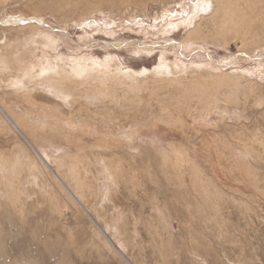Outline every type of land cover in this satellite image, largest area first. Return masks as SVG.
<instances>
[{"label": "rangeland", "instance_id": "obj_1", "mask_svg": "<svg viewBox=\"0 0 264 264\" xmlns=\"http://www.w3.org/2000/svg\"><path fill=\"white\" fill-rule=\"evenodd\" d=\"M2 9L44 30L0 36L5 79L22 77L15 117L134 264H264V0ZM85 92L95 104L74 101ZM58 263L127 264L0 113V264Z\"/></svg>", "mask_w": 264, "mask_h": 264}, {"label": "bare ground", "instance_id": "obj_2", "mask_svg": "<svg viewBox=\"0 0 264 264\" xmlns=\"http://www.w3.org/2000/svg\"><path fill=\"white\" fill-rule=\"evenodd\" d=\"M1 2H0V4L1 3H3V0H0ZM25 1H27V0H25ZM199 1V0H198ZM202 2V1H201ZM198 3V2H197ZM192 4V7H193V10H197L198 8H203V9H205V10H208V11H210L211 9H213L212 8V6H211V4H209V3H206V4H204L203 6H201L199 3L198 4ZM5 4V3H4ZM3 4V5H4ZM5 7V6H4ZM15 7V6H14ZM221 8V7H220ZM219 8V9H220ZM6 9V8H5ZM222 9V8H221ZM189 10V9H188ZM216 9H213L210 13H207V14H202L201 15V17H203V16H213V15H215V12L217 11H215ZM136 11V10H135ZM163 11V10H162ZM134 12V11H133ZM172 12V11H171ZM4 15V16H3ZM117 15V14H116ZM129 15V14H128ZM133 15V14H132ZM141 15V14H140ZM176 15V14H175ZM199 15V14H198ZM7 15H6V11L5 10H0V19L1 18H3V17H6ZM137 16V15H136ZM14 17V20H16V19H20V20H22V21H26V23H28V21L29 20H32L29 16L28 17H26V16H19V17H15V16H13ZM192 17H193V15H192ZM195 17V16H194ZM41 18V17H40ZM157 18V17H156ZM191 18V17H190ZM196 18H197V15H196ZM35 19V18H34ZM34 19L32 20V21H34ZM2 20V19H1ZM11 20H12V17H11ZM19 20V21H20ZM187 20H189V19H187ZM193 19L191 18L190 19V22L188 23V24H192V22L194 21H192ZM21 21V22H22ZM37 22L38 23H40V21H38L37 20ZM1 23H2V25H1ZM25 23V22H24ZM87 23V22H86ZM183 23V22H182ZM21 24V23H20ZM0 25L2 26H0V36H2V34H4V33H8V32H12L11 34H6V35H4V36H8L9 35V37L11 38V39H13V37L14 36H17L18 37V35L19 36H23V33H22V31H25V30H32L33 32H35V33H40V34H43V32H44V30H43V27L42 26H39V27H30V29H28L29 27H24L22 24L20 25V27L21 28H19L18 26V23L17 22H14V23H11V22H9V19L7 18L6 20L5 19H3L2 20V22H0ZM42 25V24H41ZM47 25V24H46ZM182 24H180L179 26H181ZM186 25V24H185ZM197 25V24H196ZM50 26V25H49ZM183 26V25H182ZM198 26H200V25H198ZM12 27H15V28H12ZM24 27V28H23ZM201 27V26H200ZM34 28V29H33ZM58 28V27H57ZM120 28V27H119ZM130 28H132V27H130ZM129 28V29H130ZM15 29V30H14ZM144 29V28H143ZM142 29V30H143ZM179 29V28H178ZM20 30V31H19ZM128 30V29H127ZM133 29H131V31H132ZM142 30H140V31H142ZM48 31V30H47ZM98 31H100V30H98ZM134 31V30H133ZM159 31V30H158ZM166 31V30H165ZM172 31H173V29H172ZM101 32H103V31H101ZM130 32V31H129ZM163 32V31H162ZM190 32V31H189ZM199 32V31H198ZM48 33V32H47ZM105 33V32H104ZM135 33H136V31H135ZM134 33V34H135ZM151 33V32H150ZM149 33V34H150ZM12 34H14V36H12ZM45 34V33H44ZM109 34V33H108ZM112 34H114V33H112ZM111 34V35H112ZM147 36V35H146ZM67 37V36H66ZM148 37V36H147ZM155 37V36H154ZM189 37H184L183 39L184 40H182L181 42H183V43H185V41H187V40H191V39H188ZM191 38V37H190ZM49 39V38H48ZM60 39V38H59ZM171 39V38H170ZM199 41V40H198ZM50 42V41H49ZM136 42V41H135ZM128 43V42H127ZM158 43V42H157ZM179 43V42H178ZM206 43V42H205ZM40 44V43H39ZM44 44V43H43ZM90 44V43H89ZM109 44V43H108ZM38 45V44H37ZM45 45H47V44H45ZM141 45V44H140ZM156 45V44H155ZM175 45H176V43H175ZM149 46V45H148ZM185 46V45H184ZM187 46V45H186ZM190 47H191V45H189ZM194 46H196V45H194ZM193 46V47H194ZM6 47V46H5ZM42 47H44V46H42ZM115 47V46H114ZM145 47V46H144ZM153 47V46H152ZM183 47V46H182ZM182 47H180V48H182ZM186 48V47H185ZM197 48V47H196ZM243 48V47H242ZM15 49V48H14ZM145 49V48H144ZM143 49V50H144ZM151 49V48H150ZM39 50V48L37 49V51ZM153 50V49H152ZM188 50H190V48L188 49ZM193 50V49H192ZM27 51H28V49H27ZM31 51V50H30ZM140 51V50H139ZM146 51V50H145ZM148 51V50H147ZM176 51V50H175ZM183 51V50H182ZM198 51V50H197ZM44 52V51H43ZM163 52H165V51H163ZM178 52V51H177ZM4 53H11V50H7V51H5V52H0V54H2V55H4ZM20 53V52H19ZM32 53H33V51H32ZM91 53V52H90ZM34 54V53H33ZM183 54V53H182ZM255 54H256V52H255ZM20 55V54H19ZM171 55V54H170ZM6 56V55H5ZM24 56V55H23ZM31 56V55H30ZM43 56V55H42ZM163 56V55H162ZM182 56V55H181ZM2 57V56H1ZM7 57V56H6ZM20 57V56H19ZM25 57V56H24ZM32 57V56H31ZM59 57V56H58ZM204 57V56H203ZM3 58V57H2ZM0 59L1 60V62H0V64H3L4 63V60L3 59ZM13 58V57H12ZM16 58V57H15ZM37 58V57H36ZM44 58V57H43ZM62 58V57H61ZM89 58V57H88ZM91 58V57H90ZM89 58V59H90ZM94 58V57H93ZM166 58V57H165ZM205 58V57H204ZM5 59V58H4ZM74 59V58H73ZM88 59V60H89ZM116 59V58H115ZM184 59V58H183ZM16 60H18V59H16ZM72 60V59H71ZM87 60V59H86ZM163 60H164V58H163ZM8 61H10V60H8ZM37 61V60H36ZM48 61H49V59H44L43 61H40L39 60V64H38V66L37 65H35V68H38V67H40L41 69H43L42 70V72L44 71V68H45V64H46V62L48 63ZM53 62H54V60H52ZM74 61H76V60H74ZM178 61V60H177ZM71 62V61H70ZM95 62V61H94ZM101 62V61H100ZM104 62V61H103ZM106 62V61H105ZM104 62V63H105ZM161 62H162V60H161ZM165 62V61H164ZM179 63H182V62H180V61H178ZM26 63V62H25ZM50 63V62H49ZM48 63V64H49ZM74 63H78L79 65H80V63L79 62H74ZM74 63H71L72 65V67H73V70L72 71H76L75 70V68H74V66H73V64ZM84 63V62H83ZM92 63V62H91ZM178 63V64H179ZM13 64V63H12ZM28 64V63H27ZM35 64V63H34ZM102 64V63H101ZM161 64V63H160ZM170 64V63H169ZM177 64V63H176ZM186 64V63H185ZM193 64H195V63H193ZM30 65V64H29ZM76 66H77V64H75ZM83 65V69L81 70V71H79L78 73H82V74H85L86 72H88L89 70L88 69H92V68H95V67H98L99 66V63L98 62H95V65H92V66H88V65H85V63L84 64H82ZM81 65V66H82ZM163 65V64H162ZM81 66H80V68H81ZM182 66H187V65H182ZM181 66V67H182ZM8 67H9V65H8ZM117 67V66H116ZM162 67V66H161ZM213 67V66H212ZM11 68V67H10ZM40 68L38 69V70H40ZM50 68V67H49ZM163 68V67H162ZM165 68V67H164ZM178 68V67H177ZM183 68H185V67H183ZM20 69V68H19ZM22 69V68H21ZM77 70H78V67L76 68ZM166 69V68H165ZM170 69V71L172 70V68L170 67L169 68ZM180 69V68H179ZM15 71H13L11 74H13ZM41 72V71H40ZM123 72V71H122ZM133 72V71H132ZM163 72V71H162ZM143 73V72H142ZM45 74V73H44ZM124 74V73H123ZM135 75H136V73H134ZM145 74V73H144ZM167 74H169V73H167ZM46 75V74H45ZM172 75V74H171ZM170 75V76H171ZM37 76V78H40V79H44V77L42 76V74H39V75H36ZM129 76V75H128ZM170 76H168V77H170ZM173 77V76H172ZM10 78H12L11 76H10ZM21 79L22 77L20 76V75H18L17 77H15V78H13V79H10V80H6L5 79V71L4 70H1L0 69V85H3V82L5 81V83L4 84H6L7 85V87L9 86L10 88H6V89H4L2 92H0V113L5 117V119L6 120H8L9 121V123L13 126V128L23 137V139L25 140V142H26V144L38 155V157L46 164V166L52 171V173L58 178V180L62 183V185L64 186V187H66L67 188V190H68V192H70V194L74 197V199L78 202V204L84 209V211L86 212V214L91 218V220L99 227V229L101 230V232H103V234L107 237V239H109L113 244H114V246H115V248H116V250L118 251V253L120 254V256L123 258V260L127 263V264H134L132 261H131V259H129L127 256H126V254L124 253V251L118 246V244H120L119 242H118V244H116L115 242H114V240L110 237V235L108 234V232H107V230H105L100 224H99V222H98V220L93 216V214L88 210V208L85 206V204H83L82 202H81V200H80V198L76 195V193L71 189V187L66 183V181L63 179V177H61V175H59V173L57 172V169L50 163V160L49 159H47V157L44 155V154H42L41 153V151L39 150V148L36 146V144H35V142L33 141V138H32V136H34V137H37V135L39 134V132H36V131H34L33 130V132L32 133H29L27 130H25L24 129V127L21 125V122H20V120L19 119H17L15 116H17L18 114L17 113H19V115H22V113L20 112L21 111V109H20V111L18 110V112L16 111V100H14V99H11L12 97L13 98H15V97H17L18 96V93H17V91H19V89H18V87H21V89H22V86H21V84H18L19 82H18V80L19 79ZM70 78V77H69ZM175 78V77H174ZM71 79V78H70ZM170 79H173V78H170ZM69 80V79H68ZM25 82V81H24ZM44 82H46V81H43V82H41V84H43ZM61 84H63L62 82H60ZM72 83L73 84H76L77 83V87H79L80 85H82V86H84V87H86L88 84H90V80L89 79H84V78H79L78 77V79H74V81H72ZM51 83H48V86L50 85ZM72 84V85H73ZM24 85V84H23ZM25 85H26V82H25ZM43 85H45V84H43ZM75 86V85H74ZM86 94V96H80V97H78V99L76 98L74 101L75 102H79L78 104H80L81 106H84V104H83V102H85V100L87 101V102H89V103H91V104H95V100H94V98H93V95L90 93V95H87V92H85ZM55 95V94H54ZM65 95V94H64ZM67 95V94H66ZM87 96H91V98H86ZM69 98V97H68ZM86 98V99H85ZM48 99V98H47ZM80 99H82V101H78V100H80ZM98 99V98H97ZM44 100V99H43ZM48 100H50V99H48ZM63 100V99H62ZM65 100V99H64ZM12 101H14L16 104H14V103H12ZM52 101V100H51ZM51 101H49L50 103H51ZM72 101V100H71ZM97 101V100H96ZM59 102V101H58ZM109 102V101H108ZM72 103V102H71ZM106 103V102H105ZM177 104V103H176ZM62 105V104H61ZM90 105V104H89ZM97 105V107H99L98 106V104H96ZM101 105V104H100ZM50 106V105H49ZM104 106V105H103ZM65 107V106H64ZM101 107H102V105H101ZM100 107V108H101ZM21 108H22V106H21ZM61 108V107H60ZM91 108V107H90ZM105 108V107H104ZM69 109V108H68ZM66 110V109H65ZM53 111V110H52ZM64 111V110H63ZM90 112V111H89ZM3 139V138H2ZM5 140V139H4ZM64 143V142H63ZM75 148V147H74ZM10 182V181H9ZM11 195V194H10ZM49 243V242H48ZM48 246V245H47ZM63 246V245H62ZM53 258V257H52ZM59 264V263H58Z\"/></svg>", "mask_w": 264, "mask_h": 264}, {"label": "crops", "instance_id": "obj_3", "mask_svg": "<svg viewBox=\"0 0 264 264\" xmlns=\"http://www.w3.org/2000/svg\"><path fill=\"white\" fill-rule=\"evenodd\" d=\"M184 25V24H183ZM195 28V27H194ZM193 29V28H192Z\"/></svg>", "mask_w": 264, "mask_h": 264}]
</instances>
